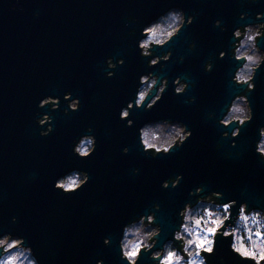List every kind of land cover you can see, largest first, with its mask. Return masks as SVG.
I'll list each match as a JSON object with an SVG mask.
<instances>
[{
    "label": "water",
    "instance_id": "water-1",
    "mask_svg": "<svg viewBox=\"0 0 264 264\" xmlns=\"http://www.w3.org/2000/svg\"><path fill=\"white\" fill-rule=\"evenodd\" d=\"M170 9H182L195 20L156 50L157 55L172 52L161 71L147 67L138 41L143 27ZM244 12L248 16L241 20ZM257 12H264V0H0V235L24 237L39 264H96L101 259L126 264L119 247L123 226L155 211L162 228L160 247L172 239L178 211L195 202L188 193L196 187L203 186L204 195L224 193L222 203L236 200L233 216L245 201L250 209L264 210V161L255 153L258 130L264 127V65L249 94L253 119L241 129L236 147L222 134L230 135L237 125L218 123L242 91L231 81L239 65L219 59V53L231 56L233 31L262 22L255 19ZM216 20L226 31L213 27ZM190 44L195 45L191 51ZM260 46L264 49V41ZM110 57L125 63L109 79ZM208 60L211 73L204 70ZM148 72L167 76L168 89L152 110L134 111V126L126 127L120 110L135 99L139 77ZM177 76L190 85L184 95L174 94ZM67 92L81 106L65 115ZM47 96L60 98L57 111L37 108ZM189 97L195 102L188 103ZM37 113L53 118L47 137L40 136ZM163 119L186 124L192 136L171 155L151 158L143 152L138 129ZM88 128L93 131L87 133ZM85 134L96 137V149L81 159L72 149ZM73 170L88 172L90 180L65 196L54 184ZM177 175L183 180L176 189L161 187ZM105 238L111 239L109 246ZM229 244L230 238L218 240L207 264H220V257L224 264H241ZM140 264L152 262L145 256Z\"/></svg>",
    "mask_w": 264,
    "mask_h": 264
},
{
    "label": "clouds",
    "instance_id": "clouds-1",
    "mask_svg": "<svg viewBox=\"0 0 264 264\" xmlns=\"http://www.w3.org/2000/svg\"><path fill=\"white\" fill-rule=\"evenodd\" d=\"M251 4H257L260 0H248ZM248 16L247 12L241 13L240 19ZM255 19L259 23H249L245 26L235 28L232 33V42L228 53L221 51L219 59L230 58L239 66L231 77L232 83L242 89L239 94L227 105L226 111L218 123L223 128H229L233 124L237 126L234 130L225 131L222 138H231V146L236 147V139L239 138L241 129L253 119V109L249 94L255 90V77L258 70L264 65V49L261 42L264 41V12H257ZM194 16L186 15L182 9H170L161 15L156 21L147 24L141 30V39L138 41L140 57L147 60V67L159 66L163 71L172 57V52H162L157 55V49L165 48L182 29L192 25ZM213 27L219 28L221 32L226 31L221 20H216ZM194 44L189 45L193 50ZM183 62V57L180 58ZM123 59L108 58L105 75L112 78L115 69L123 66ZM204 70L211 73L213 62L208 60ZM175 95H184L189 90V83L182 77L177 76L172 80ZM169 86L167 76H159L154 72H148L139 77V87L135 93V99L130 100L126 107L120 110V119L126 121V127H133L134 120L131 114L143 109L147 112L152 110L162 100ZM193 88L195 84L191 85ZM66 108L64 114L77 112L81 102L79 98H73L71 92L64 94ZM195 97H189L188 103H194ZM49 108L57 111L60 107V98L47 96L41 99L37 108ZM37 115L36 123L41 127L40 136L47 137L53 131V118L49 114ZM213 117L209 113V119ZM46 126V127H45ZM91 133L92 128H88ZM259 139L255 145V153L264 161V127L258 130ZM192 132L186 124L180 121L173 122L169 119L145 123L138 129V139L146 156L151 158L167 157L174 150H178L189 140ZM96 149V137L91 134L83 135L75 143L73 154L81 159L89 158ZM129 149L125 147L123 154H128ZM133 174H139V169H133ZM90 180L86 171L73 170L55 181L54 189L62 192L65 196H71L82 189ZM182 175L169 178L162 182L163 189H176L181 181ZM203 186L189 191V197H194L195 202L188 201L178 211L179 224L172 232V239L165 241L160 247L159 237L162 228L157 223L155 211L140 215L123 226L122 238L119 241L120 259L126 264H140L147 256L152 264H207L208 258L215 255L218 240L230 238L229 250L241 262V264H264V210L249 208V204L240 202L237 213L233 216V209L237 201L232 199L227 202L224 193L219 191L208 192L204 195ZM153 208L159 211L160 205L154 204ZM16 217L12 218L15 223ZM105 246L111 244L110 238L103 241ZM206 254V255H205ZM0 264H39L33 253V248L26 245L22 236L14 237L12 233L0 235ZM96 264H104L98 260ZM220 264H224V257H220Z\"/></svg>",
    "mask_w": 264,
    "mask_h": 264
}]
</instances>
